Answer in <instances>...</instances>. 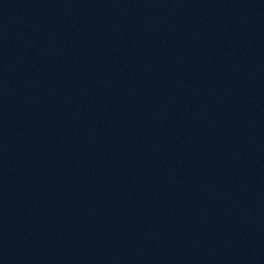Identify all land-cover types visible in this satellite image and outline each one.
<instances>
[{"label": "water", "instance_id": "95a60500", "mask_svg": "<svg viewBox=\"0 0 264 264\" xmlns=\"http://www.w3.org/2000/svg\"><path fill=\"white\" fill-rule=\"evenodd\" d=\"M0 264H264V0H0Z\"/></svg>", "mask_w": 264, "mask_h": 264}]
</instances>
